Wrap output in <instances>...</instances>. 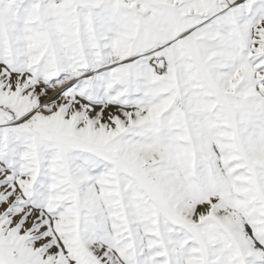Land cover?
<instances>
[{
	"label": "snow or ice",
	"instance_id": "1",
	"mask_svg": "<svg viewBox=\"0 0 264 264\" xmlns=\"http://www.w3.org/2000/svg\"><path fill=\"white\" fill-rule=\"evenodd\" d=\"M0 264H264V0H0Z\"/></svg>",
	"mask_w": 264,
	"mask_h": 264
}]
</instances>
